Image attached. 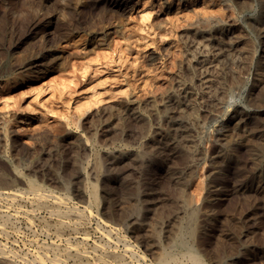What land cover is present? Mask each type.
Returning <instances> with one entry per match:
<instances>
[{"label": "rangeland", "instance_id": "obj_1", "mask_svg": "<svg viewBox=\"0 0 264 264\" xmlns=\"http://www.w3.org/2000/svg\"><path fill=\"white\" fill-rule=\"evenodd\" d=\"M263 31L264 0H0V189L31 181L88 208L59 231L30 191L2 199L0 249L15 264H163L157 241L181 260L185 224L205 264H264ZM173 121L188 148L150 145Z\"/></svg>", "mask_w": 264, "mask_h": 264}, {"label": "bare ground", "instance_id": "obj_2", "mask_svg": "<svg viewBox=\"0 0 264 264\" xmlns=\"http://www.w3.org/2000/svg\"><path fill=\"white\" fill-rule=\"evenodd\" d=\"M178 1H181V0H178ZM242 1V0H241ZM177 3V2H176ZM126 4V2L125 3H122V2H120V1H117V2H115V6L116 7H120V6H124ZM239 4V3H238ZM243 4V3H242ZM239 7H240V5H239ZM206 19V18H205ZM204 19V20H205ZM209 19V18H208ZM200 22V21H199ZM207 22H210V20H208ZM218 22V21H217ZM212 24V23H211ZM230 24V23H229ZM206 25H209V24H206ZM255 25V24H254ZM213 29V28H212ZM222 29V28H221ZM262 31V30H261ZM261 33V32H260ZM262 35H263V37H262V45H261V47H260V52L262 53V54H264V31L262 32ZM261 35V36H262ZM209 40V39H208ZM196 42V41H195ZM199 43H201V42H199ZM210 44V43H209ZM227 44V43H226ZM200 45V44H199ZM202 45V44H201ZM206 45V44H205ZM209 46V45H208ZM228 46V45H227ZM205 47V46H204ZM209 47H212V46H209ZM250 47V46H249ZM252 47V46H251ZM202 48V47H201ZM205 48H207V47H205ZM200 49V48H199ZM198 50V49H197ZM258 50H259V48H258ZM213 51V50H212ZM205 52V51H204ZM243 52V51H242ZM197 53V52H196ZM261 55V54H260ZM250 56H252V54L250 55ZM262 56V55H261ZM196 57V56H195ZM260 57V56H259ZM191 58V57H190ZM39 59V58H38ZM206 59V58H205ZM150 60H154L152 57H151V59ZM201 61V60H200ZM260 61V60H259ZM199 62V61H198ZM208 62V61H207ZM29 63V62H28ZM201 63V62H200ZM205 63V62H204ZM219 63V62H218ZM261 63V62H260ZM26 64V63H25ZM30 64V63H29ZM207 64H209V63H207ZM207 64H205V65H207ZM11 65V64H10ZM15 65V64H14ZM16 66V65H15ZM208 66V65H207ZM211 66V65H210ZM6 67H8V66H6ZM20 67V66H19ZM18 67V68H19ZM206 67V66H205ZM209 67V66H208ZM199 71H201V70H199ZM205 71H207V68H205L204 69V72ZM210 71V70H209ZM38 72V71H37ZM39 73V72H38ZM206 77H207V75H206ZM204 81V85L205 84H208L209 83V81L208 80H206V79H204L203 80ZM214 82V81H213ZM212 82V83H213ZM202 83V85H203V82H201ZM263 83H264V81H263ZM210 84V83H209ZM200 85V84H199ZM208 86V85H207ZM204 87V86H203ZM205 88H206V86H205ZM247 88V87H246ZM262 88V87H261ZM189 93V92H188ZM177 97V96H176ZM190 100V99H189ZM170 102L168 103L169 105L167 106V108H168V110H170V112H173V110H176V113H180V109H179V107L180 106H183V104H184V102H186L185 100H182V99H179V98H170V100H169ZM188 104V103H187ZM185 105H186V103H185ZM166 106V105H165ZM134 110V109H133ZM138 111V110H137ZM164 112V111H163ZM179 115H181V114H179ZM178 115V116H179ZM168 116V115H167ZM167 116H166V118H167ZM174 116V115H173ZM171 117V116H170ZM176 118V117H175ZM179 118H181V117H179ZM178 118V119H179ZM136 119V118H135ZM141 121H142V119H140ZM173 120H174V117H173ZM183 120V119H182ZM127 122V121H126ZM130 122V121H129ZM181 122V121H180ZM180 122H176V121H173V122H171L170 123V129H168V130H161L159 133H158V128L157 129H155V132H153L154 133V135L153 136H150V141H149V143H150V145L151 144H153V145H156L157 146V148L160 146V143H167V145L169 144V146H171V147H173L172 148V150L173 151H175L176 149H187L188 147V142L186 141V130H185V128H183V126H182V124H180ZM246 123V122H245ZM184 124V123H183ZM141 125H143V124H141ZM148 125V124H147ZM234 125V124H233ZM244 125V124H243ZM160 128V127H159ZM162 128V127H161ZM139 129V128H138ZM232 131V130H231ZM216 134H215V136H222L223 137V134H224V129H222V128H219V129H217L216 131ZM233 134V133H232ZM186 135V136H185ZM147 139V138H146ZM190 139V138H189ZM160 142V143H159ZM187 142V143H186ZM221 142V141H220ZM154 143H156V144H154ZM241 143V142H240ZM191 144V143H190ZM149 145V144H148ZM162 146V145H161ZM150 147V146H149ZM152 148V147H151ZM165 148V147H164ZM170 148V147H169ZM154 149V148H153ZM159 149V148H158ZM142 150V149H141ZM162 151V150H161ZM163 151H164V149H163ZM178 151V150H177ZM180 151V150H179ZM124 152V151H123ZM145 152V151H144ZM150 152V151H149ZM156 153V152H155ZM154 153V154H155ZM181 153V152H180ZM137 154V153H136ZM135 154V155H136ZM146 154H148L147 152H146ZM149 154H151V153H149ZM164 154V153H163ZM172 154H173V152H172ZM175 154V153H174ZM178 154V153H177ZM197 154V153H196ZM196 154H194V155H196ZM118 155V154H117ZM167 155H169V154H166V156ZM171 155V154H170ZM180 155V154H179ZM185 155L187 156H189V154L186 152L185 153ZM191 155V154H190ZM192 156V157H195V156ZM132 156V155H131ZM176 156V155H175ZM112 157V156H111ZM117 157V156H116ZM135 157V156H134ZM171 157V156H170ZM169 157V158H170ZM184 157V156H183ZM206 157V156H205ZM124 158V157H123ZM136 158H137V156H136ZM168 158V159H169ZM187 158V157H186ZM189 158H190V156H189ZM141 159V158H140ZM139 159V160H140ZM194 159V158H193ZM114 160H115V162H117L118 163V161L119 160H121V159H119V157L118 158H114ZM199 160V159H198ZM197 160V161H198ZM133 161V160H132ZM134 161H135V159H134ZM137 161V160H136ZM141 161V160H140ZM192 161V160H191ZM123 162V161H122ZM113 163V162H112ZM116 163V165H118ZM127 163V162H126ZM141 163V162H140ZM136 164V163H135ZM134 164V165H135ZM138 164V163H137ZM131 165V164H130ZM129 165V166H130ZM139 165V164H138ZM137 165V166H138ZM151 165V164H150ZM100 166V165H99ZM119 166V165H118ZM117 166V167H118ZM127 167H128V164L126 165ZM133 166V165H132ZM136 166V165H135ZM158 166V165H157ZM116 168V167H115ZM149 169H150V167H148ZM98 169V168H97ZM157 172V171H156ZM80 175V174H79ZM169 176V175H168ZM2 178H3V176H2ZM2 181V180H1ZM5 183H7V181L5 182ZM27 186H29V191H26L25 193H30V194H32V202H34L35 204H37V206H40V207H45V208H49V210H50V213L51 214H53V216H56V217H58V224H57V229L59 230V231H66V230H72L73 232L74 231H77L78 229H80V227H81V225H83V222H82V220H83V216H84V213H86L87 211H88V208H87V206L86 207H83L82 209H79L78 207H75V205H74V207H68V206H66V204H65V202H67L66 200L68 199H64V198H61V197H58V196H55V194L54 195H51V194H47V195H43V193L42 194H39V192L37 193L36 192V190H37V188L35 187V185L33 184V182H31V181H28L27 182ZM91 184V183H90ZM90 184H88V185H90ZM6 185V184H5ZM86 185V184H85ZM7 186V185H6ZM10 186V185H9ZM36 186H37V184H36ZM86 187H87V185H86ZM89 187V186H88ZM87 189V188H86ZM90 189V188H89ZM95 189H97V188H95L94 186H93V184H92V187H91V196H92V200H94V204H95V201H98L99 200V198H97V191L95 190ZM90 191V190H89ZM144 191V190H143ZM25 193H23V191L22 192H19V191H11V190H1L0 189V200L2 201V199L4 200V201H9L10 202V204L12 203H14V202H16L15 200H22V199H24V196H25ZM52 193V192H51ZM53 194V193H52ZM29 195V194H28ZM26 197H27V194H26ZM98 199V200H97ZM64 200H65V202H64ZM128 200V199H127ZM129 201V200H128ZM127 201V202H128ZM69 203V202H68ZM73 205V204H72ZM72 205H70V206H72ZM99 205V204H98ZM48 210V209H47ZM150 210V209H149ZM1 212V211H0ZM49 213V214H50ZM1 214V213H0ZM141 214V213H140ZM4 215V214H3ZM52 216V215H51ZM52 216V217H53ZM131 216H132V214H131ZM0 217H1V215H0ZM3 218H4V216H2ZM57 219V218H56ZM128 219V218H127ZM4 220H6V218L4 219ZM134 220V219H133ZM219 221V220H218ZM5 222V221H4ZM135 222V221H134ZM2 223V222H1ZM139 223V222H138ZM218 223V222H217ZM192 224V223H191ZM2 225V224H1ZM178 225H180V224H178ZM4 226V225H3ZM56 226V225H55ZM142 226V225H141ZM1 228H2V226H0ZM83 227V226H82ZM146 228V227H145ZM208 228V227H207ZM197 231V228H196V226H194V225H187V226H185V224L184 225H181V226H179L178 228H177V230L174 232V234H173V240H171V244L172 245H170L169 247H170V249H171V246H172V248L173 249H175L178 253H180L181 254V256L184 258H182L181 260L180 259H178L172 252H170L169 250H167L166 248H163L161 245H160V243H159V241H157L158 242V250L157 251H159V252H157L158 253V256L156 257L157 259L159 258V261H161L163 264H205L204 263V261L199 257V255L196 253V251L193 249V241H194V239H195V235H196V232ZM77 233V232H76ZM172 233H170V235H171ZM150 235V234H149ZM170 235H168V236H170ZM87 236V235H86ZM205 237V236H204ZM172 238V237H171ZM85 239L86 238H82V240H84L85 241ZM160 239V238H159ZM154 240V239H153ZM155 240H157V239H155ZM155 240H154V242H155ZM199 241V240H198ZM82 243V242H81ZM167 245V244H166ZM197 245V244H196ZM44 247V246H43ZM69 248H64L65 250H63V249H61L62 250V254L66 257V256H68V257H70L71 255H72V251L75 249V248H73V246H72V248L70 247V246H68ZM97 247V246H96ZM99 247V246H98ZM103 247V246H102ZM130 247L131 246H127V248L125 249L126 251L125 252H127V253H130L131 252V249H130ZM169 247H168V249H169ZM55 249L57 248V247H54ZM100 248V247H99ZM98 248V249H99ZM73 249V250H72ZM94 249V248H93ZM43 250V249H42ZM77 250H78V247H77ZM77 250H75L74 251V253H73V255H75V256H77V257H79V253H78V251ZM6 251V250H5ZM4 250H2V249H0V264H15V260H14V257H13V255H10V254H8V253H6ZM60 251V250H59ZM104 251V250H103ZM79 252H80V250H79ZM82 252V251H81ZM80 252V253H81ZM95 252V251H94ZM155 252H156V250H155ZM96 253V252H95ZM106 253V252H105ZM155 254V253H154ZM70 255V256H69ZM104 255V254H103ZM156 255V254H155ZM47 256V255H46ZM87 256V255H86ZM110 256L114 259V261L116 262V263H113V261H112V263L113 264H127V262L126 263H124L123 262V258H121V255H117V254H115V253H111L110 254ZM202 256V255H201ZM53 258H54V256H52ZM73 257V256H72ZM80 257H81V255H80ZM79 257V258H80ZM85 257V256H84ZM108 257V256H107ZM123 257H124V255H123ZM36 258V257H35ZM34 258V261L36 260ZM39 258V257H38ZM37 258V259H38ZM82 258V257H81ZM109 258V257H108ZM108 258H107V260H108ZM32 259V258H31ZM46 259V258H45ZM84 259V258H83ZM85 259H86V257H85ZM88 259V258H87ZM97 259H99V258H97ZM111 259V258H110ZM132 259H133V257H132ZM131 259V260H132ZM40 259H38V260H36L35 262H36V264H42L41 263V261H39ZM99 260H101V258L99 259ZM103 260V259H102ZM182 260H186V262L184 263ZM32 261H33V259H32ZM32 261H30L31 262V264H32ZM33 261V262H34ZM51 261H52V264H62V261H60L59 259H57L56 257L52 260L51 259ZM79 261V260H78ZM126 261V260H125ZM134 261V260H133ZM25 262V261H24ZM30 262H29V264H30ZM35 262L33 263V264H35ZM97 262V261H96ZM100 262H102L103 263V261H100ZM105 263H103V264H112V263H108V262H106V261H104ZM110 262V261H109ZM22 264V263H21ZM28 264V263H27ZM43 264H46V263H43ZM91 264V263H90Z\"/></svg>", "mask_w": 264, "mask_h": 264}]
</instances>
